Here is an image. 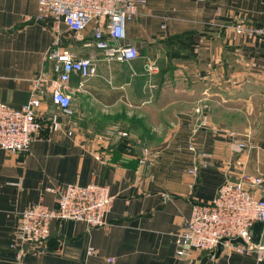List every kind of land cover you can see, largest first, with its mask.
I'll list each match as a JSON object with an SVG mask.
<instances>
[{
    "label": "crops",
    "instance_id": "crops-1",
    "mask_svg": "<svg viewBox=\"0 0 264 264\" xmlns=\"http://www.w3.org/2000/svg\"><path fill=\"white\" fill-rule=\"evenodd\" d=\"M35 15L36 0H0V102L18 108L34 78H54L43 54L56 35L76 57L90 58L97 75L78 87L71 73L61 86L69 114L43 96L41 126L25 152L0 149V264H17L8 245L22 209L53 206L46 188L90 182L112 197L107 223L51 221L42 251L19 264H264L227 249L176 254L193 203L212 201L225 181L264 172V35L234 31L264 27V0H146L115 41L137 49L126 62L85 45L93 22L75 33Z\"/></svg>",
    "mask_w": 264,
    "mask_h": 264
},
{
    "label": "built area",
    "instance_id": "built-area-1",
    "mask_svg": "<svg viewBox=\"0 0 264 264\" xmlns=\"http://www.w3.org/2000/svg\"><path fill=\"white\" fill-rule=\"evenodd\" d=\"M146 0H36V19L50 21L53 27L59 24L77 33L93 22L92 38L85 45L99 50L106 61L126 62L138 56L137 49L131 45L116 44L124 38L125 23L135 17L137 10ZM237 34L255 37L264 35L263 26L235 25ZM112 41L113 45L109 44ZM43 59L51 63L54 78L45 80L34 78L28 99L18 108H11L0 102V149L10 153H23L37 134L41 123L37 118L43 96L61 112L69 114V96L61 86L71 73L78 75V87L89 77L97 75L95 64L90 58L76 57L63 48L56 35ZM145 70L152 72L156 66L145 64ZM196 112L202 114L200 108ZM49 125L56 130L59 121L51 115ZM198 126H206L204 119ZM118 135L126 136L123 131ZM232 135V134H231ZM239 148L244 143H237ZM189 149L195 151L194 145ZM200 155V154H197ZM202 155V154H201ZM140 164L148 159H139ZM193 179L197 176V167L188 169ZM252 188L264 191V172L250 176L243 174L240 179L225 181L210 202H195L191 206L189 218L184 221L176 235V254L182 256L185 251L213 252L219 244L223 249L251 255L256 261L264 258V198ZM55 194L54 205L49 207L42 202L26 206L19 213L12 239L8 247L14 252L17 264L25 254L42 251L49 236V225L54 220L81 221L87 227H101L107 223L112 197L105 185L87 183L84 185L64 184L55 188H46ZM255 222L263 223V231L258 240H253L250 228ZM241 238L242 243H233ZM88 255L92 249L88 248ZM111 261V259H108Z\"/></svg>",
    "mask_w": 264,
    "mask_h": 264
},
{
    "label": "trees",
    "instance_id": "trees-1",
    "mask_svg": "<svg viewBox=\"0 0 264 264\" xmlns=\"http://www.w3.org/2000/svg\"><path fill=\"white\" fill-rule=\"evenodd\" d=\"M168 41H173V38L168 39ZM263 231V223L262 222H255L252 227L250 228L251 236L253 240L257 241L259 236Z\"/></svg>",
    "mask_w": 264,
    "mask_h": 264
},
{
    "label": "water",
    "instance_id": "water-1",
    "mask_svg": "<svg viewBox=\"0 0 264 264\" xmlns=\"http://www.w3.org/2000/svg\"><path fill=\"white\" fill-rule=\"evenodd\" d=\"M111 44H112V43H111ZM232 242H233V243H242V244L244 243L243 240H242L241 238H236V239H234ZM222 249H223L222 245L219 244V245L217 246V249H216V252H215V256H218V255L221 253Z\"/></svg>",
    "mask_w": 264,
    "mask_h": 264
}]
</instances>
